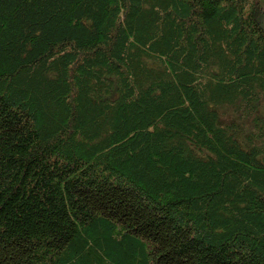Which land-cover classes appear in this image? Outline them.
Returning <instances> with one entry per match:
<instances>
[{"label": "trees", "instance_id": "16d2710c", "mask_svg": "<svg viewBox=\"0 0 264 264\" xmlns=\"http://www.w3.org/2000/svg\"><path fill=\"white\" fill-rule=\"evenodd\" d=\"M0 264H264V0H0Z\"/></svg>", "mask_w": 264, "mask_h": 264}]
</instances>
